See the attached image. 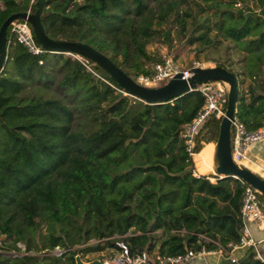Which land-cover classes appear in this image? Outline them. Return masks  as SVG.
<instances>
[{
    "label": "trees",
    "instance_id": "16d2710c",
    "mask_svg": "<svg viewBox=\"0 0 264 264\" xmlns=\"http://www.w3.org/2000/svg\"><path fill=\"white\" fill-rule=\"evenodd\" d=\"M20 11L34 12L35 0H0V26ZM41 21L52 38L85 42L133 77L152 72L161 56L147 44L170 46L175 28L179 47L198 43L210 66L237 76L234 115L248 130L263 125L264 80L256 81L264 76V0H46ZM212 31L227 42L223 56L208 55L217 42ZM98 69L83 57L32 55L8 27L0 70V264H75L76 255L114 250L115 236L132 255L236 243L244 185L196 175L180 135L202 93L146 104L119 96ZM244 77L253 83L248 98ZM219 124L210 118L197 133V160L216 142ZM259 200L264 213V195ZM239 263L264 261L250 249Z\"/></svg>",
    "mask_w": 264,
    "mask_h": 264
},
{
    "label": "built area",
    "instance_id": "2783aa9c",
    "mask_svg": "<svg viewBox=\"0 0 264 264\" xmlns=\"http://www.w3.org/2000/svg\"><path fill=\"white\" fill-rule=\"evenodd\" d=\"M9 29L15 41L20 43L32 55H40L45 51L35 40L32 28L27 20L20 19L18 21H13L10 24ZM70 56L79 60L81 58V56L79 57L74 54H70ZM160 56L161 61L150 66L152 71L150 74H140L137 77H134V80L139 84L154 87L164 84L178 72L182 74L183 79H187L191 76V68L204 67L201 62L195 59L189 60V64L187 66H181L168 52H164L160 54ZM40 63H42V61H40ZM82 63L88 70L94 73L92 68L86 62L82 61ZM109 84L111 85V83ZM198 90L202 93L204 101L195 117L180 133L186 145V150L191 155H193L192 149L195 144V137L203 127L204 123L210 118L221 120L225 114L227 105L228 85L225 82L212 81L200 86ZM263 139L264 121L262 126L254 130H248L246 125L239 118L235 115L233 116V119L231 120L232 159L239 167H247L251 170L255 169L257 174L264 178V165L258 162L250 154L251 148ZM195 174L197 175V173ZM238 180L241 181L244 187L240 210L242 227L236 243L229 242L227 244V248L219 246L217 250H208L205 247L196 251L188 250L185 254L177 256H161L155 252L149 253L147 251H142L132 255L127 243L115 236V248L112 251L106 250L110 253V255L109 257L101 260L102 264H188V261L193 257H204L207 254L215 253L225 258H230L232 264H240L239 260L232 257L231 252L235 248L245 245L249 246L250 249L254 251V255L257 259L264 261V255L257 246L259 241H256L251 236L248 225V222L250 221L262 220L263 214L259 200L260 193L252 186L244 183L241 179ZM199 238L203 239L205 243L212 242L208 236L202 234L199 235ZM94 242V239L90 241V243ZM112 252H114L113 256L111 255Z\"/></svg>",
    "mask_w": 264,
    "mask_h": 264
},
{
    "label": "water",
    "instance_id": "95a60500",
    "mask_svg": "<svg viewBox=\"0 0 264 264\" xmlns=\"http://www.w3.org/2000/svg\"><path fill=\"white\" fill-rule=\"evenodd\" d=\"M46 0H35V11H20L10 14L0 26V70L7 61V30L13 21L27 20L32 28L35 40L49 53L74 54L88 59L95 64L98 75L104 81L111 83L117 89L119 96L129 95L146 104L167 103L200 86L212 81H223L228 85L227 105L224 116L220 120L219 134L215 142L214 174L219 179L233 177L241 179L264 195V178L247 167H239L231 156V120L233 119L236 102L238 100L237 76L221 66H205L191 68V76L182 78L180 72L174 74L164 84L149 87L139 84L133 76L128 75L121 67L117 66L109 57L85 42L54 39L45 31L41 21ZM250 247L245 245L235 248L231 255L240 260ZM232 264L230 258L221 255L207 254L204 257H193L188 264ZM75 264H102L99 259L84 262L79 255L75 256Z\"/></svg>",
    "mask_w": 264,
    "mask_h": 264
},
{
    "label": "rangeland",
    "instance_id": "374dc122",
    "mask_svg": "<svg viewBox=\"0 0 264 264\" xmlns=\"http://www.w3.org/2000/svg\"><path fill=\"white\" fill-rule=\"evenodd\" d=\"M150 4H154V0H150ZM211 11H213V10H211ZM174 30H175V28L171 32V37L173 39H172L170 46H166V44H164L161 41L160 42H151V43L147 44V46H146L147 51L151 52V53H159V54H162L164 52H168L181 66H187L189 64V60H191V59L200 60L204 66L205 65L206 66L211 65V63H209V62L207 63L205 61L206 55H205L204 51L196 52L195 47L198 46V43H195L193 45H185L183 47H179V41L175 37ZM209 36L212 39H217V42H216V46H214V48L210 47L211 52L208 55L214 56V57L223 56L222 52L224 50V45L227 42L224 41L223 37L220 34L214 32V31H212L209 34ZM236 54L238 57H242V58H245L247 55L245 52H241L239 50V48H237ZM237 56H235V57H237ZM242 66H243V62H242V64H238V67L241 68ZM257 80L258 81H256V83H260L262 80H264V76L257 78ZM247 83L251 84L252 82H251V80H249V78L244 77L242 90H243V94L248 98L249 92H248V88H247ZM258 91H259V88L256 90V92H258ZM214 148H215V143H208V144H205L204 147L202 148V150L200 151L199 156H198V160H197V157H195V159H194V156L192 155L193 164L195 163L194 160L195 161L197 160L198 170H200L202 172L208 171V168L210 167V162H212V164L215 165ZM194 168L196 169V167H194ZM214 169H215V167H214ZM196 173H198V172L196 171ZM211 173H214V172H211ZM198 174H201V173L199 172ZM202 174H204V173H202ZM210 181L215 182V178H212V180H210ZM18 246L22 249L20 252H23V250L25 248L24 245L21 243H18ZM55 253L59 254L60 250L56 249ZM10 255H14V253H10ZM109 255H110V253L108 251H104L102 253H100V252L99 253H95V252L89 253V254H86L84 257H82V261L87 262V261H92L94 259L102 260V259L109 257Z\"/></svg>",
    "mask_w": 264,
    "mask_h": 264
},
{
    "label": "crops",
    "instance_id": "0c3cea01",
    "mask_svg": "<svg viewBox=\"0 0 264 264\" xmlns=\"http://www.w3.org/2000/svg\"><path fill=\"white\" fill-rule=\"evenodd\" d=\"M251 156L253 158H255L258 162H260L261 164L264 165V139L259 141L258 143H256L252 148H251V152H250ZM196 154H194V159ZM194 167H196L195 169V173L196 171L199 173L200 171L198 170L196 161L194 160ZM215 165L212 164V162H210V167L208 168V171H206L204 174H208L211 172H214ZM253 171L256 173L257 171L255 169H253ZM197 173V174H198ZM201 173V172H200ZM249 228H250V234L251 236L256 240L259 241L258 243V247L260 248V250L262 251L263 255H264V214L262 217L261 221H250L248 222Z\"/></svg>",
    "mask_w": 264,
    "mask_h": 264
},
{
    "label": "clouds",
    "instance_id": "9594fccd",
    "mask_svg": "<svg viewBox=\"0 0 264 264\" xmlns=\"http://www.w3.org/2000/svg\"><path fill=\"white\" fill-rule=\"evenodd\" d=\"M206 66V65H205ZM204 66V67H205ZM210 66V65H209ZM194 155V154H193ZM253 171V170H252ZM257 174V173H256ZM210 179H212V178H210ZM263 214V213H262ZM250 250V249H249ZM104 251H106V250H103V251H101L100 253H102V252H104ZM254 252V251H253ZM95 253H99V252H95ZM84 257V256H83ZM81 258V257H80ZM82 259V258H81ZM101 261V260H100Z\"/></svg>",
    "mask_w": 264,
    "mask_h": 264
},
{
    "label": "bare ground",
    "instance_id": "6f19581e",
    "mask_svg": "<svg viewBox=\"0 0 264 264\" xmlns=\"http://www.w3.org/2000/svg\"><path fill=\"white\" fill-rule=\"evenodd\" d=\"M257 173V172H256ZM257 246H258V244H257Z\"/></svg>",
    "mask_w": 264,
    "mask_h": 264
}]
</instances>
